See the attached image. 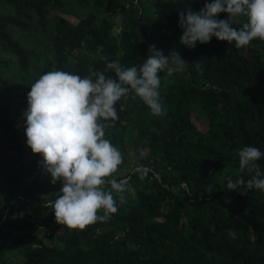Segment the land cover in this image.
Instances as JSON below:
<instances>
[{"label": "trees", "instance_id": "trees-1", "mask_svg": "<svg viewBox=\"0 0 264 264\" xmlns=\"http://www.w3.org/2000/svg\"><path fill=\"white\" fill-rule=\"evenodd\" d=\"M205 2L0 0V264H264V192L225 189L228 178L255 175L240 171V148L264 153V41L182 45L178 13ZM152 45L187 65L160 73L165 115L139 97L116 105L105 138L123 155L114 178L127 180L126 202L117 198L103 222L68 229L53 211L60 189L26 143L31 85L55 70L116 79L108 62L138 67ZM257 164L264 178V156ZM138 166L150 169L143 180Z\"/></svg>", "mask_w": 264, "mask_h": 264}, {"label": "clouds", "instance_id": "clouds-1", "mask_svg": "<svg viewBox=\"0 0 264 264\" xmlns=\"http://www.w3.org/2000/svg\"><path fill=\"white\" fill-rule=\"evenodd\" d=\"M220 13H226L227 18L217 19ZM178 16L180 43L189 49H194L197 42L208 44L212 37L234 42L238 49L255 39L264 41V0H206L199 11L188 8ZM148 52L138 67H124L119 60L108 62L106 67L116 79L91 68L83 78L55 70L42 74L31 85L23 113L26 143L32 153L42 157L38 163L51 175V183L62 182L53 211L56 222L68 229L83 231L103 222L118 212L117 198L119 204L126 202L127 180L114 178L123 155L105 138V130L115 127L119 120L116 105L122 98L139 97L153 115L166 114L159 91L160 73L166 70L170 77L184 71L187 63L177 52L165 56L154 45ZM238 156L240 171L255 170V175L247 181L228 178L225 189L243 188L238 191L241 194L253 189L264 192V178L257 164L264 153L245 146L238 150ZM136 171L143 180L150 169L138 166Z\"/></svg>", "mask_w": 264, "mask_h": 264}, {"label": "rangeland", "instance_id": "rangeland-1", "mask_svg": "<svg viewBox=\"0 0 264 264\" xmlns=\"http://www.w3.org/2000/svg\"><path fill=\"white\" fill-rule=\"evenodd\" d=\"M87 9H89V6L85 7V10H87ZM117 17H118V15L116 16V19H117ZM120 18H121V16L119 17V20H120ZM70 20L73 21L74 18L71 17ZM118 26H119V24L116 25V27H115L116 31L119 30V27H118ZM116 31H115V32H116ZM11 32L15 34L17 31H15V30H11ZM20 34H21V33H19V34L17 33L16 35H20ZM0 49H1V48H0ZM199 119H202V117H199V118H198V120H197V124L199 125V127H200L201 129H204V125L201 124L202 122H200ZM121 167H122V166L120 165V166H119V169H118L117 172L120 171ZM123 172H124V169H123V171H122L121 173H123ZM45 173H46V172H45ZM46 176L49 178V179H48V183L51 184V186H50L51 188H50V189L53 188V189H55V190H57V191H58L59 189H61V187H62V182H61V181H57L56 184H52V183H51V179H52V178H51V175H50L49 173H46ZM40 211H41V210H40ZM50 212H51V210H47L46 213H47V214H50ZM30 230L32 231V230H34V228H33V229L30 228Z\"/></svg>", "mask_w": 264, "mask_h": 264}, {"label": "built area", "instance_id": "built-area-1", "mask_svg": "<svg viewBox=\"0 0 264 264\" xmlns=\"http://www.w3.org/2000/svg\"><path fill=\"white\" fill-rule=\"evenodd\" d=\"M8 241H9V240H8ZM8 241H7V242H8Z\"/></svg>", "mask_w": 264, "mask_h": 264}]
</instances>
